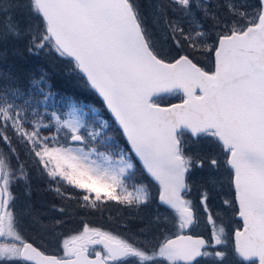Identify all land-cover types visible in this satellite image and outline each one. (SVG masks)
Returning a JSON list of instances; mask_svg holds the SVG:
<instances>
[{"label":"snow or ice","instance_id":"snow-or-ice-1","mask_svg":"<svg viewBox=\"0 0 264 264\" xmlns=\"http://www.w3.org/2000/svg\"><path fill=\"white\" fill-rule=\"evenodd\" d=\"M10 52L66 64L102 98L127 147L95 108L93 127L76 105L66 119L53 112L57 135H42L45 76L24 90L0 68V264H264V0H0V64ZM167 97L179 103L162 105ZM33 170L59 205L17 206L14 187L22 181L30 197ZM225 182L231 198L213 211ZM73 201L157 206L136 233L86 221L65 233ZM198 208L207 236L193 234Z\"/></svg>","mask_w":264,"mask_h":264},{"label":"trees","instance_id":"trees-1","mask_svg":"<svg viewBox=\"0 0 264 264\" xmlns=\"http://www.w3.org/2000/svg\"><path fill=\"white\" fill-rule=\"evenodd\" d=\"M0 68L12 70L16 74L17 84L24 90L32 89V79H39L41 75L45 76V80L47 81L45 91H51L52 96L46 103L41 101L38 104V111L43 117L44 123L49 125V127L41 129V133L44 136L52 137L57 135V125L52 117V113H57L63 119L71 110L72 105L83 109V120L85 124L94 126L95 116H93L94 114L91 111L92 108L99 110L107 120H111L98 96L92 90L86 89L73 75L69 74L67 65L61 60H57L54 57L30 56L27 53L23 55H12L10 52L7 61L0 64ZM35 94L39 97L38 92ZM161 103L164 106L170 103H179V97H167ZM28 118L29 121L33 119L31 113L28 114ZM59 135L63 137V131ZM118 143L121 147H127L126 141L122 136H119ZM0 148H3L2 143H0ZM104 148L102 144V148L98 147L97 150L103 152L105 151ZM30 183V197H27L26 194L22 196L21 193H18V189H23L20 185L15 189V192L18 193V207L30 201L36 209L47 211L50 205L60 204V197L49 189V180L47 177H42L36 170H33L31 172ZM69 191L72 190L69 188ZM71 203L73 210L77 211L78 214L73 216L72 221L62 229L65 233L79 230L81 221H86L93 226L105 228L106 230L115 231L114 224L122 222L120 215L130 211L133 212V210L115 202H108L104 205L102 211L76 209L75 201ZM23 228L26 230V234L31 237L32 233L28 227L27 220L23 222ZM46 250L53 254L62 255L61 250L51 246Z\"/></svg>","mask_w":264,"mask_h":264},{"label":"flooded vegetation","instance_id":"flooded-vegetation-1","mask_svg":"<svg viewBox=\"0 0 264 264\" xmlns=\"http://www.w3.org/2000/svg\"><path fill=\"white\" fill-rule=\"evenodd\" d=\"M136 183H141V182H136ZM198 183H199V181L192 180L193 190L189 194V198L192 199L194 203H197L198 197H199V192L197 190ZM153 188H154V190H153ZM152 192H153V195H155V193H156V187L155 186L152 187ZM212 195L214 196V199L211 202V207H212L213 211L224 212L226 206H224L222 204V199H230L231 198V193H230V190L227 186V183L225 182L223 187L218 189ZM156 206H157V202L154 201L147 208H143L139 211L132 209V208H129V209L133 210V212L130 211V212H127L125 214L120 215L122 218V222L114 224L115 229H116L114 232L127 233L128 230H131L132 233L138 232L139 229L144 227L145 219L147 217H150L156 211ZM197 211L201 215V223H200V226L194 230L193 234L207 236L208 235V228L204 223L202 210L198 208ZM231 217H232L231 212H228L227 215L225 216L226 222L231 223ZM125 225H127V229L125 228ZM141 239H143V237H141Z\"/></svg>","mask_w":264,"mask_h":264},{"label":"rangeland","instance_id":"rangeland-1","mask_svg":"<svg viewBox=\"0 0 264 264\" xmlns=\"http://www.w3.org/2000/svg\"><path fill=\"white\" fill-rule=\"evenodd\" d=\"M96 110H97V109H96ZM97 112L100 113V114L102 115V113H101L99 110H97ZM93 116H95V114H94ZM66 118H68L67 115H66L63 119H66ZM82 118L84 119V113H83ZM102 118L105 119V120H107V119L105 118V116H103V115H102ZM109 119H111V118L109 117ZM108 121H109V120H108ZM96 124H98V121H94V124H93L94 126H93V127H95ZM109 125H110L109 129H105V132H107L109 135L113 136V137L115 138V140L118 142V138H119V136L116 135L115 132L111 131L112 128H116V125H115V123H114V121H113L112 119L109 121ZM45 130H46V129H45ZM81 131L84 132V129H82ZM2 145H3V144H2ZM3 147H4V145H3ZM98 147L102 148V144L98 145ZM201 147H203V146H201ZM122 148H124V147H122ZM104 149H105V151H107L106 148H104ZM86 150H87V148H86ZM192 150H193V151H199L200 148H197L196 146H193V149H192ZM138 167H139V165H138ZM200 173H201V170L197 169V170L194 172L193 180H195V181H200ZM135 182H144V183H147L148 181L145 180V179L143 178V176H142L139 172H137V175H136V177H135ZM19 185H20L21 187H23V189H18V191H19L18 193H21L22 196H23V195L25 194V193H24V191H25V185H24V183H23L22 181L19 182V183H17V184L15 185V187H14V193L18 196V193L15 192V189H16L17 187H19ZM153 190H154V188H153ZM25 231H26V230H25Z\"/></svg>","mask_w":264,"mask_h":264},{"label":"water","instance_id":"water-1","mask_svg":"<svg viewBox=\"0 0 264 264\" xmlns=\"http://www.w3.org/2000/svg\"><path fill=\"white\" fill-rule=\"evenodd\" d=\"M94 92V91H93ZM95 93V92H94ZM96 94V93H95ZM97 95V94H96ZM98 96V95H97ZM98 98L101 100V102L103 103V101H102V98H100L99 96H98ZM104 105V104H103ZM109 114V113H108ZM109 116H110V114H109ZM111 117V116H110ZM112 119V118H111ZM115 123V122H114Z\"/></svg>","mask_w":264,"mask_h":264},{"label":"bare ground","instance_id":"bare-ground-1","mask_svg":"<svg viewBox=\"0 0 264 264\" xmlns=\"http://www.w3.org/2000/svg\"><path fill=\"white\" fill-rule=\"evenodd\" d=\"M21 197V196H20Z\"/></svg>","mask_w":264,"mask_h":264}]
</instances>
